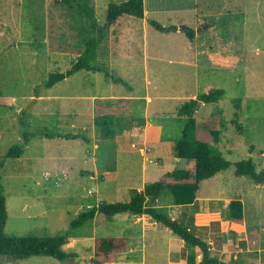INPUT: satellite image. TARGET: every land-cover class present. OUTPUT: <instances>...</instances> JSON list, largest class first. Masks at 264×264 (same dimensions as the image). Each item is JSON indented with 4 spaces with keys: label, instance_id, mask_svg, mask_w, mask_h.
<instances>
[{
    "label": "rangeland",
    "instance_id": "374dc122",
    "mask_svg": "<svg viewBox=\"0 0 264 264\" xmlns=\"http://www.w3.org/2000/svg\"><path fill=\"white\" fill-rule=\"evenodd\" d=\"M124 1L90 0L94 24L75 0H0V157L22 142L24 121L30 133L80 136L35 138L22 158L8 159L0 168L8 202L6 236L63 235L95 205L126 202L130 189L143 190L176 169L194 170L193 162L173 153L186 122L178 111L211 85L226 94L218 103H200L195 119L202 122L223 112L227 128L218 148L233 165L202 182L196 202L179 208V220L222 261L264 264V183L237 176L234 165L251 159L264 171V0H145L144 19H119L92 54L97 66L122 82L82 71L46 88L52 73L70 69L87 43L100 37L109 4ZM150 20L195 31L207 24L214 28L190 41L180 30L156 31ZM215 53L238 57L237 67L214 66L210 56ZM126 100L137 106L133 117H123L118 107ZM108 102L116 106H106ZM104 112L119 113L115 139H101L95 126ZM232 200L244 204L240 230L229 222ZM172 203L166 192L146 205L170 214ZM129 218L133 216L107 220L100 214L70 236L64 249L78 255V264H94L95 238L128 237ZM149 220L171 247L169 256L161 251L159 258L150 253L144 259L131 251L114 264H188L194 249ZM0 264L63 263L34 256L16 263L0 258Z\"/></svg>",
    "mask_w": 264,
    "mask_h": 264
},
{
    "label": "trees",
    "instance_id": "16d2710c",
    "mask_svg": "<svg viewBox=\"0 0 264 264\" xmlns=\"http://www.w3.org/2000/svg\"><path fill=\"white\" fill-rule=\"evenodd\" d=\"M89 1L75 0L79 9L83 10L94 24H97L95 10ZM123 17L144 19L145 0H127L122 3L111 2L106 13V23L99 28L100 37L87 43L84 53L70 69L61 73H52L45 82V87L50 89L82 71L105 74L116 83L122 82L121 79L111 76L107 70L97 66L92 60V54L97 45L103 40L105 31ZM149 24L161 33H176L180 30L190 41H193L197 34H202L214 28L213 24H207L195 31L188 26H163L155 20H150ZM210 59L214 66L224 68H235L239 62V58L236 56L221 55L219 53L211 54ZM225 94L224 89L207 85L200 96L185 102L178 111V115L186 118V122L181 138L174 144L173 153L178 159L193 162L195 165L194 170L176 169L165 173L158 181L148 184L143 190L130 189L126 202L95 205L89 211L79 214L77 219L71 223L69 231L63 235L53 237L6 236L8 202L0 177V258L16 263L19 260L34 256H49L63 264H78V255L68 253L64 246L70 236L76 234L87 223L93 222L101 214L107 220L117 215L148 216L153 221L169 228L174 235L194 249V252L187 259L188 264H197L199 256H201V260L198 264H229L222 261L218 254L212 252L211 246L206 240L193 233L179 220L181 218L179 208L188 207L196 202L202 182L227 171L233 165L232 162L224 158L218 148L224 130L227 128V121L223 116V112L219 110L202 122L195 119L200 103H218L224 98ZM238 105L239 102H237V107H239ZM106 106L112 108L116 104L108 102ZM118 107H121L123 117H133L137 110L135 103L130 100L119 101ZM116 113L104 112L98 114L95 118V126L99 129L101 139L112 140L116 138L121 129L119 113ZM235 117H239L238 112L235 113ZM23 125L22 142L12 146L6 154L0 157V168L4 167L8 159L22 158L26 147L35 138L41 136L58 137L66 140L80 138L75 133H30L26 130L25 121ZM234 165L237 176L249 178L255 183H264V171H258L253 160H241ZM166 192L173 198L170 214L162 212L158 207L146 205L149 199H159ZM228 217L234 228L240 230L244 227V204L241 200H232L229 203ZM254 229L250 228L249 231ZM128 244L129 241L126 237H96L94 240V256L91 262L94 264H114L118 262L121 255L127 252Z\"/></svg>",
    "mask_w": 264,
    "mask_h": 264
},
{
    "label": "crops",
    "instance_id": "0c3cea01",
    "mask_svg": "<svg viewBox=\"0 0 264 264\" xmlns=\"http://www.w3.org/2000/svg\"><path fill=\"white\" fill-rule=\"evenodd\" d=\"M127 220L129 224L126 226L127 227L126 234L130 233L128 234V237H126L129 241L127 253H130L131 251H135L137 255L143 256L144 259L147 257L146 255H149L150 253H153L154 256H158L159 258L161 255V251H162V254L164 255L166 254V252H168V256H169L170 254L169 249L171 247L168 248L167 247L168 245L164 243L165 241L162 239L161 241L159 239L157 234L162 231H160L156 227L158 226L157 224L152 223V221L149 220L148 216L133 217ZM169 235L173 236L171 233H169ZM153 250L155 252H153ZM130 264H138V263L137 262L132 263L131 261Z\"/></svg>",
    "mask_w": 264,
    "mask_h": 264
}]
</instances>
